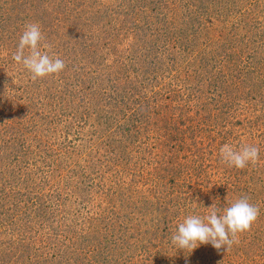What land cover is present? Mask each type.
Returning <instances> with one entry per match:
<instances>
[{"label":"rangeland","instance_id":"obj_1","mask_svg":"<svg viewBox=\"0 0 264 264\" xmlns=\"http://www.w3.org/2000/svg\"><path fill=\"white\" fill-rule=\"evenodd\" d=\"M27 23L62 72L12 60ZM245 197L227 250L170 244ZM0 264H264V0H0Z\"/></svg>","mask_w":264,"mask_h":264},{"label":"clouds","instance_id":"obj_2","mask_svg":"<svg viewBox=\"0 0 264 264\" xmlns=\"http://www.w3.org/2000/svg\"><path fill=\"white\" fill-rule=\"evenodd\" d=\"M43 40L44 35L38 23L25 24L12 56V60L21 65L33 80L59 74L65 68V62L59 56L40 50ZM259 156L260 149L254 145L245 144L237 149L225 143L219 149L221 161L236 169L256 163ZM203 208L207 210L205 215L189 214L176 226L170 244L178 251L189 250L192 253L200 246L209 244L217 250H227L235 242L236 235L248 230L260 213V209L246 197L235 200L227 207L220 208L213 203Z\"/></svg>","mask_w":264,"mask_h":264}]
</instances>
